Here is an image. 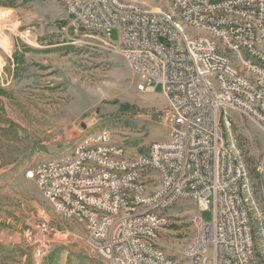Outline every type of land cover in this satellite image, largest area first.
Instances as JSON below:
<instances>
[{"label": "built area", "instance_id": "1", "mask_svg": "<svg viewBox=\"0 0 264 264\" xmlns=\"http://www.w3.org/2000/svg\"><path fill=\"white\" fill-rule=\"evenodd\" d=\"M59 1L74 24L118 50L140 92L162 87L170 134L138 155L105 129L42 160L28 179L58 214L83 226L107 264H173L158 242L161 213L180 200L212 213L210 222L195 218L185 252L192 264H261L246 169L224 141L221 114L239 111L264 132V0H159L166 6L156 10L124 0Z\"/></svg>", "mask_w": 264, "mask_h": 264}, {"label": "rangeland", "instance_id": "2", "mask_svg": "<svg viewBox=\"0 0 264 264\" xmlns=\"http://www.w3.org/2000/svg\"><path fill=\"white\" fill-rule=\"evenodd\" d=\"M0 12L7 13L0 19V264H107L90 250L83 226L58 214L27 173L105 129L131 154H148L169 139L162 118L168 101L161 86L140 92L118 50L102 33L74 24L59 0H0ZM110 41L119 43L117 30ZM221 129L246 169L254 245L264 264V132L232 109L222 110ZM161 215V249L173 264H192L185 252L195 218L210 222L211 211L180 200Z\"/></svg>", "mask_w": 264, "mask_h": 264}]
</instances>
